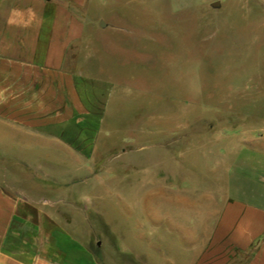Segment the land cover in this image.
<instances>
[{"label":"rangeland","instance_id":"1","mask_svg":"<svg viewBox=\"0 0 264 264\" xmlns=\"http://www.w3.org/2000/svg\"><path fill=\"white\" fill-rule=\"evenodd\" d=\"M82 11L75 71L100 86L98 125L85 148L12 164L10 184L54 206L103 264H195L225 205L261 189L264 0H89Z\"/></svg>","mask_w":264,"mask_h":264},{"label":"crops","instance_id":"2","mask_svg":"<svg viewBox=\"0 0 264 264\" xmlns=\"http://www.w3.org/2000/svg\"><path fill=\"white\" fill-rule=\"evenodd\" d=\"M87 4L0 0V264H103L54 206L10 184L12 164L36 163L28 159L38 149L85 148L82 134L98 125L100 86L75 71ZM258 183L246 191L254 201L225 205L195 264H264V177Z\"/></svg>","mask_w":264,"mask_h":264},{"label":"water","instance_id":"3","mask_svg":"<svg viewBox=\"0 0 264 264\" xmlns=\"http://www.w3.org/2000/svg\"><path fill=\"white\" fill-rule=\"evenodd\" d=\"M218 5H219L218 3H215V4H214V6H218ZM105 26H106L105 22L102 21V22H101V27H105Z\"/></svg>","mask_w":264,"mask_h":264}]
</instances>
